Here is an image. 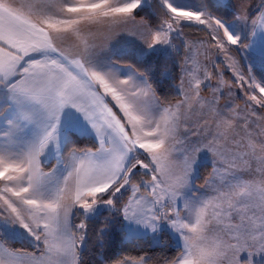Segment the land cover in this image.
<instances>
[{"label":"snow or ice","instance_id":"1","mask_svg":"<svg viewBox=\"0 0 264 264\" xmlns=\"http://www.w3.org/2000/svg\"><path fill=\"white\" fill-rule=\"evenodd\" d=\"M149 6L0 0V264H85L90 222L100 224L101 264L113 236L159 243L163 233L179 244L165 264H264V117L253 126L247 111L219 103L235 84L251 116L253 106L264 109V81L246 78L233 55L244 49L264 63V0L255 15L248 0H160L159 22L137 23L136 10ZM129 25L143 70L121 66L96 43L99 32ZM191 26L208 40L178 46ZM180 47L181 99L164 104L157 89L172 78L168 62L176 66ZM213 49L234 81L221 73L212 85L199 57L209 60ZM82 137L93 146L80 147ZM9 241H29L34 251Z\"/></svg>","mask_w":264,"mask_h":264},{"label":"trees","instance_id":"2","mask_svg":"<svg viewBox=\"0 0 264 264\" xmlns=\"http://www.w3.org/2000/svg\"><path fill=\"white\" fill-rule=\"evenodd\" d=\"M211 2V0H209ZM149 7H144L142 9L136 10V18L148 20L153 25L159 22V18L163 15V9L160 6V0H150L148 3ZM217 15H221L222 13L218 12ZM226 18L231 17V10H227ZM201 27V26H200ZM202 28V27H201ZM184 38H205L208 40V36L206 31L198 30L196 26L185 27L183 29ZM175 43L180 46L181 39H177ZM236 57H239L238 52H234ZM184 48L180 47L179 54L174 53V59L176 66L173 67L172 61H169V67L171 68V79L166 80L164 84L157 89L158 94L162 102H171L179 99L178 92L176 91V85L180 81V63L183 59ZM111 57L116 60L120 65H128L134 64L138 67H141L143 70V66L137 63V57L133 55V51H124L121 53L112 54ZM146 59V58H145ZM239 59V58H238ZM148 64L155 65L157 63L156 59L153 58L151 60H147ZM252 71L254 75L260 80L264 81V69H255ZM223 78L225 80H232L229 76L228 72H224ZM156 77H154L155 79ZM94 141L91 137H82L79 138V146L80 147H92ZM200 175V178L205 176ZM148 179L149 177H144ZM199 178V180H200ZM124 199H127V195H125ZM107 215V213H105ZM83 217L79 216L75 218V223H79ZM100 227L99 222L89 223L88 228V252L84 256L85 264H101V258L98 255V248L96 247V236L95 232ZM8 244L12 248L21 249L25 251H34L33 246L28 241H17L15 243L9 241ZM179 254V247L176 246L172 238L167 234L163 233L159 236V243H153L152 240L146 239L142 241L129 242L127 240L122 239L121 237L113 236L111 240V246L105 251L104 257L106 260V264H112V260L118 257H139L144 256L148 258V264H165L167 260H170Z\"/></svg>","mask_w":264,"mask_h":264},{"label":"rangeland","instance_id":"3","mask_svg":"<svg viewBox=\"0 0 264 264\" xmlns=\"http://www.w3.org/2000/svg\"><path fill=\"white\" fill-rule=\"evenodd\" d=\"M150 2V0H148V3ZM138 19V18H136ZM140 20H143V19H140ZM202 27V26H201ZM100 34L103 33V31L99 32ZM99 33L97 34V37H96V43H97V46H98V49L102 50L103 53L105 55H108L110 56V51L111 50L108 46H106L105 43H103V41H105L104 37H100ZM190 38H184V37H181V40H186V41H191L189 40ZM131 51V50H129ZM124 52V51H123ZM239 54V59L236 57L235 53L233 52V55L236 57V59H238L240 61V66H241V70L244 72L245 74V77L247 78L248 76H251L253 77L257 82H261L255 75H254V72L252 71L253 68L255 69H264V63H261L258 56L257 55H252V57L249 55V53L247 51H243L242 53V59L240 57V53L238 52ZM184 56H185V50H184V54H183V59L181 61V63L183 62L184 60ZM199 59L208 64V67H209V70H215V74L214 76L217 77L218 74H223L224 76V72H228L229 76L231 77L232 80H227V81H234V77H233V74H232V71L230 68H228V61L225 59L224 55L223 54H218L216 52L215 49H213L211 52H210V55H209V60L205 61L204 60V56L203 54L200 55ZM214 60V61H222L224 62L223 66H219L218 68H213L212 69V63L211 61ZM215 62V63H216ZM180 63V64H181ZM253 63V66H251L250 64ZM217 64V63H216ZM180 76H181V71H180ZM212 83V81H211ZM216 84V83H215ZM212 83V85H215ZM180 83L178 82V84L176 85V91L179 87ZM233 93L234 95L232 97H228L227 96V90L225 89V95L220 99L219 103L221 105H224L225 103H229L231 102V104L233 106H236L237 110L240 111V110H245L248 112L249 114V119L250 121L253 123V126L255 124V122L258 121V118L259 117H264V109H261L259 108V106H253L255 107L256 109V112H257V116H251L250 114V110L246 108V101H247V96L245 95V91L244 89H241L237 86H235V84L233 85ZM202 95L205 96V97H211L212 95V90L210 88H205L203 91H202ZM181 97H179L180 99ZM225 98V99H224ZM170 102H167V103H164V104H168ZM171 103H175V101L171 102ZM261 123H264V121H260ZM195 129H193L194 131ZM189 139L194 141L196 140V137L195 136H189ZM212 171V168H211V165L208 164V166L206 167H202L200 169V175H204L205 176L203 178H200V180L198 179L197 182H196V187L199 191L203 192L204 190L203 189H200L199 188V185L203 184L204 182V178L208 176V174ZM172 240H173V243L179 247V244L177 243V240L173 237H171ZM151 239V238H150ZM152 240V239H151ZM29 242V241H28ZM153 242V241H152ZM30 243V242H29ZM155 243V242H153ZM31 244V243H30ZM32 245V244H31ZM31 252V251H29ZM243 256V254H241ZM256 259H259V257H257Z\"/></svg>","mask_w":264,"mask_h":264},{"label":"crops","instance_id":"4","mask_svg":"<svg viewBox=\"0 0 264 264\" xmlns=\"http://www.w3.org/2000/svg\"><path fill=\"white\" fill-rule=\"evenodd\" d=\"M232 2L238 3V0H232ZM261 3H262V0H248V4L250 6V12L252 15H255L257 13L258 7ZM136 20H137V23H139L141 21L140 19H136ZM134 31H135V29L133 28V26L129 25L125 29H117L113 32H108L105 30V31H103L102 34L99 33V35H100V37L105 38L104 39L105 41H103V43H105L106 46H108L111 49V50H109L110 56H111L112 54H115V53H121L122 49H126V51H129V50L133 51L135 45L140 43L139 37L137 35L133 34ZM189 40H191L190 42L207 41V39H205V38H190ZM247 42L248 41H245V43H247ZM243 51H244V49H241L239 51L241 59H242ZM253 55H255V54H253ZM212 61H214V60H212ZM216 63L219 66H221V65L223 66V64H224V62H222V61H217ZM250 65L253 66V63H251ZM121 66H124V65H121ZM212 69H213V66H212ZM211 71L213 72L212 83L215 84L217 82L216 77L214 76L215 70H211ZM179 83H180V81H179ZM177 100H179V99H177ZM177 100H175V102ZM171 102H173V101H171ZM163 103H167V102H163Z\"/></svg>","mask_w":264,"mask_h":264}]
</instances>
